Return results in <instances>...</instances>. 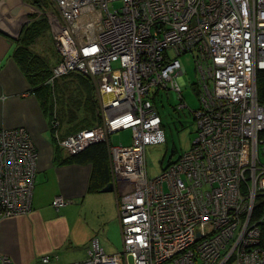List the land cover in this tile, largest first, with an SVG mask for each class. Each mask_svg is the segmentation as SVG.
Wrapping results in <instances>:
<instances>
[{"label": "built area", "instance_id": "1", "mask_svg": "<svg viewBox=\"0 0 264 264\" xmlns=\"http://www.w3.org/2000/svg\"><path fill=\"white\" fill-rule=\"evenodd\" d=\"M52 1L53 79L90 77L101 119L66 136L56 116L50 126L68 155L109 146L122 237L114 253L92 239L73 264H264V0ZM187 52L198 74L197 137L149 177L146 146L165 140L158 97L174 90L177 110L188 107ZM127 129L131 144L113 145ZM38 159L26 128L0 130V219L31 211ZM0 264L15 263L0 254Z\"/></svg>", "mask_w": 264, "mask_h": 264}, {"label": "crops", "instance_id": "2", "mask_svg": "<svg viewBox=\"0 0 264 264\" xmlns=\"http://www.w3.org/2000/svg\"><path fill=\"white\" fill-rule=\"evenodd\" d=\"M36 13L40 10L25 0H0V130L26 128L39 152L32 209L0 219V254L15 264H73L86 259L94 238L107 252L119 251L118 193L115 188L103 191L113 181L109 146L105 143L110 177L104 184L98 179V187H92L93 164L66 160L69 155L50 126V120L58 118L57 108L51 109L34 92L15 58L23 28ZM63 132L61 128L60 135L69 134ZM59 196L68 203L58 210L52 202ZM52 253L59 259L41 260Z\"/></svg>", "mask_w": 264, "mask_h": 264}, {"label": "rangeland", "instance_id": "3", "mask_svg": "<svg viewBox=\"0 0 264 264\" xmlns=\"http://www.w3.org/2000/svg\"><path fill=\"white\" fill-rule=\"evenodd\" d=\"M51 11H55V3L50 7ZM52 13V12H50ZM40 14V13H39ZM50 23V21H49ZM41 56L48 59V61L54 65L57 63L58 49L53 37L52 29L49 27V31L46 35L39 38L32 46ZM184 68V80L186 84L183 86L182 96L185 99L188 107L183 110H177V104L180 102L179 95L176 91H163V95L158 97L156 106L158 112L163 121V129L165 134V140L163 142L149 144L146 146V165L149 177H155L159 175L162 170L167 166L169 161L176 160L184 151L189 150L193 141L197 137V126L194 118V111L200 107L199 96L197 94L196 82L198 80L197 69L194 62L193 53L187 52L179 57ZM76 74H67L60 77H54L52 85H46V92L49 94L48 103L54 102L59 97V100H63L65 109L61 108L63 102H55V107L59 106L58 117L62 121L60 123L59 131L64 128L63 134H67L70 131H76L77 123L72 124V119L75 115H82L86 110V106H83V100L80 96L82 85L77 80L81 77ZM94 94L98 103V113L100 117V98L94 89ZM79 104L78 106H76ZM77 109L80 113H75L70 109ZM59 120V121H60ZM80 125H78L79 127ZM75 129V130H74ZM60 134V133H59ZM110 141L113 145H130L132 142V130H121L111 135ZM66 154L65 152H63ZM167 189V188H166ZM102 235V233L100 234ZM119 240V238H118ZM119 250L122 248V240L118 245ZM167 264H172L171 262ZM228 264H235L230 262Z\"/></svg>", "mask_w": 264, "mask_h": 264}, {"label": "trees", "instance_id": "4", "mask_svg": "<svg viewBox=\"0 0 264 264\" xmlns=\"http://www.w3.org/2000/svg\"><path fill=\"white\" fill-rule=\"evenodd\" d=\"M25 1L38 8L40 10V14L36 13L32 15V20L24 26L23 31L18 40V46L15 50V58L17 59L21 68L25 71L26 75L28 76L33 86L34 92L41 95L44 100L43 102H45V104L50 106V108L52 109L55 108V102H63V100H59V97H57L58 100L54 102L51 101L50 103H48V101H50L48 100L49 94L46 92L45 89L46 85H52L55 80L53 79L52 71L55 64L52 65L47 58L41 56L36 51H34V48L32 46L36 43L39 38L46 35V32L49 31L50 23L48 13L53 12L51 11L50 7L54 5V3L52 0ZM77 75L79 74H76L75 76L77 77ZM80 76L81 77L77 78V80L82 85L80 96L83 100V105H81V110L83 109V106H86V110L84 111L85 113L80 116L75 115L74 119H72L71 117L70 120L73 121V125L78 122L76 129L80 128L81 126L83 128H91L101 119V116L99 117L98 113L97 99L94 94V82L90 77H86L83 75ZM259 83L260 92H264V78L259 80ZM64 104L66 105V103L63 102V105L61 106V108L63 109L66 108ZM78 105L79 104H77L76 106ZM56 108L59 114V106H56ZM70 109L74 112V114L80 113L77 111V109H72V107H70ZM78 125L80 126L78 127ZM73 132L75 131H70L69 134ZM107 156L108 151L106 148V144L104 142H98L90 144L78 154L69 155L66 160L74 161L76 163H92L93 171L91 186L98 187V179L101 178L103 180L102 184H104L110 177V163L108 161ZM170 163L171 161H169L168 164Z\"/></svg>", "mask_w": 264, "mask_h": 264}, {"label": "water", "instance_id": "5", "mask_svg": "<svg viewBox=\"0 0 264 264\" xmlns=\"http://www.w3.org/2000/svg\"><path fill=\"white\" fill-rule=\"evenodd\" d=\"M114 190V186L113 183H109L104 189L103 191L107 192V191H113Z\"/></svg>", "mask_w": 264, "mask_h": 264}]
</instances>
